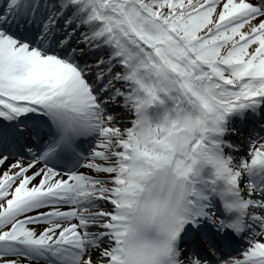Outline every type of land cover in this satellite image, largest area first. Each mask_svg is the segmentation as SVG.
<instances>
[{
  "label": "snow or ice",
  "instance_id": "snow-or-ice-1",
  "mask_svg": "<svg viewBox=\"0 0 264 264\" xmlns=\"http://www.w3.org/2000/svg\"><path fill=\"white\" fill-rule=\"evenodd\" d=\"M0 264H264V0H0Z\"/></svg>",
  "mask_w": 264,
  "mask_h": 264
}]
</instances>
